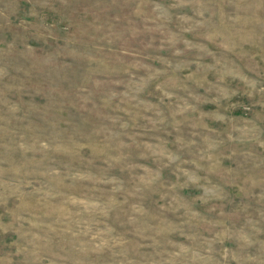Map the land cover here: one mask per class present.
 <instances>
[{
  "label": "rangeland",
  "instance_id": "rangeland-1",
  "mask_svg": "<svg viewBox=\"0 0 264 264\" xmlns=\"http://www.w3.org/2000/svg\"><path fill=\"white\" fill-rule=\"evenodd\" d=\"M0 264H264V0H0Z\"/></svg>",
  "mask_w": 264,
  "mask_h": 264
}]
</instances>
